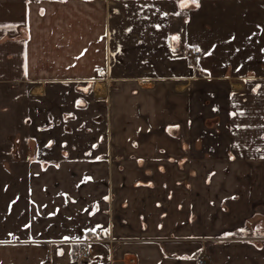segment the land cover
<instances>
[{
  "label": "crops",
  "instance_id": "obj_1",
  "mask_svg": "<svg viewBox=\"0 0 264 264\" xmlns=\"http://www.w3.org/2000/svg\"><path fill=\"white\" fill-rule=\"evenodd\" d=\"M180 3L0 0V264H264V0Z\"/></svg>",
  "mask_w": 264,
  "mask_h": 264
},
{
  "label": "rangeland",
  "instance_id": "obj_2",
  "mask_svg": "<svg viewBox=\"0 0 264 264\" xmlns=\"http://www.w3.org/2000/svg\"><path fill=\"white\" fill-rule=\"evenodd\" d=\"M8 104V103H7ZM5 108L4 109H10L11 110V107L10 106H7L5 105L4 106ZM2 131H0V135H1ZM14 139V135L13 133L11 132V129L8 130V133L5 134V139L4 140H9V141H13ZM7 168H11V167H7ZM10 184V182H9ZM22 184V183H21ZM2 189V183H0V190ZM0 197H2V202H1V198H0V239L2 238H5V237H8V238H22L25 233L27 232L26 230H24V225H21L19 226L20 227V230L18 229H13L12 231H9L7 228H8V223L7 221H3V219H6L8 218L10 215H3L4 212L6 210H8V202L9 200L11 199V192L9 191L8 194H6V192H4L3 194L0 193ZM4 196V197H3ZM8 196V197H7ZM2 211V212H1Z\"/></svg>",
  "mask_w": 264,
  "mask_h": 264
},
{
  "label": "built area",
  "instance_id": "obj_3",
  "mask_svg": "<svg viewBox=\"0 0 264 264\" xmlns=\"http://www.w3.org/2000/svg\"><path fill=\"white\" fill-rule=\"evenodd\" d=\"M202 53L197 49H191L187 54V59L192 65H197V63L201 60ZM93 258L91 252L87 249H83L76 257L78 261H87ZM134 263V260L130 261ZM199 264H210V261L207 258L199 259Z\"/></svg>",
  "mask_w": 264,
  "mask_h": 264
},
{
  "label": "snow or ice",
  "instance_id": "obj_4",
  "mask_svg": "<svg viewBox=\"0 0 264 264\" xmlns=\"http://www.w3.org/2000/svg\"><path fill=\"white\" fill-rule=\"evenodd\" d=\"M189 4H194L197 8L200 7L199 0H181L180 7L185 8V7H188ZM173 39H179V37H173ZM208 54L211 55V53H208ZM84 91H87V89H84ZM65 239L67 240L68 238L65 237Z\"/></svg>",
  "mask_w": 264,
  "mask_h": 264
}]
</instances>
